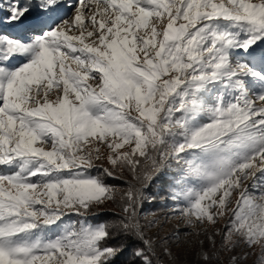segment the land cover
<instances>
[{
	"label": "snow or ice",
	"instance_id": "snow-or-ice-1",
	"mask_svg": "<svg viewBox=\"0 0 264 264\" xmlns=\"http://www.w3.org/2000/svg\"><path fill=\"white\" fill-rule=\"evenodd\" d=\"M158 198L264 264V0H0V264H181Z\"/></svg>",
	"mask_w": 264,
	"mask_h": 264
},
{
	"label": "rangeland",
	"instance_id": "rangeland-1",
	"mask_svg": "<svg viewBox=\"0 0 264 264\" xmlns=\"http://www.w3.org/2000/svg\"><path fill=\"white\" fill-rule=\"evenodd\" d=\"M68 11H69V14H71V9H69ZM2 30L4 32L9 33V34L14 35V36L19 35V33L14 28L9 27V26H3ZM97 163H100V162H97ZM108 183L115 184L119 187L125 186L122 181L109 180ZM157 202H159V200H157L154 204L146 203L144 206V209H143V213H142L146 217V219H152L153 218L152 216L148 215L149 213H153V212L161 213L160 220H161L162 226L152 228L149 232V235H158L160 238L169 237L171 250L173 251V253H175L178 256L181 264H195V262L197 260V257L195 254V248H193L191 245L177 246L175 240L173 239V234H174L175 229H180L182 234L185 231H187L185 229V226L182 223V221H180L176 217H171L167 220V222H165V217H164L163 213L168 212V210L173 207V203H172L171 199L169 200L168 203H166L167 206L164 207L163 209L161 208L162 203L158 204ZM160 202H163V201H160ZM114 210L115 209L111 204H107V205H105V207L100 208L97 211H99V212L102 211V213L103 212L108 213L111 211V213H113ZM224 223H225V221L221 220L217 224L216 227L219 228ZM185 239H187V237H185Z\"/></svg>",
	"mask_w": 264,
	"mask_h": 264
},
{
	"label": "trees",
	"instance_id": "trees-1",
	"mask_svg": "<svg viewBox=\"0 0 264 264\" xmlns=\"http://www.w3.org/2000/svg\"><path fill=\"white\" fill-rule=\"evenodd\" d=\"M157 200H159V202H157L158 204H160V203H165L164 201L163 202H160L161 200L160 199H157ZM169 200L170 199H168L167 201H166V203H168L169 202ZM100 217H99V220H111V219H113L114 217H113V213H111V211L110 212H108V213H102V211L100 212ZM90 222H92V223H95V222H97L96 220H93V219H91L90 218ZM117 242H119V241H117ZM132 259V257H131V255H130V250H129V253L127 254V256H126V260H125V264H126V262L127 261H130Z\"/></svg>",
	"mask_w": 264,
	"mask_h": 264
}]
</instances>
